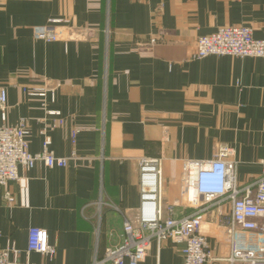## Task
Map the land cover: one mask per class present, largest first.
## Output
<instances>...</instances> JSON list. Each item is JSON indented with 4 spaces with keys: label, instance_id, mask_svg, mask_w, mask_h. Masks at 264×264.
<instances>
[{
    "label": "crops",
    "instance_id": "crops-1",
    "mask_svg": "<svg viewBox=\"0 0 264 264\" xmlns=\"http://www.w3.org/2000/svg\"><path fill=\"white\" fill-rule=\"evenodd\" d=\"M50 20L61 39L36 38ZM228 25L264 39V0H0V124L26 118L30 152L41 150L44 128L49 149L67 158L61 168H19L20 179L0 187V248L12 243L32 264H92L135 216L143 156L160 159L162 202L176 203L175 216L190 212L179 205L183 161L209 159L219 145L233 151L237 185L254 184L264 159V57H190L198 36ZM56 82L53 102L26 93ZM229 212L224 200L202 219L216 256L228 254L220 218ZM30 227L46 230L52 257L26 254ZM180 247L153 244L138 264H183Z\"/></svg>",
    "mask_w": 264,
    "mask_h": 264
},
{
    "label": "built area",
    "instance_id": "built-area-1",
    "mask_svg": "<svg viewBox=\"0 0 264 264\" xmlns=\"http://www.w3.org/2000/svg\"><path fill=\"white\" fill-rule=\"evenodd\" d=\"M57 20L34 30L36 38L45 42L58 41L54 29ZM208 56L264 57V39L255 38L245 25L223 26L214 32L198 36L190 57L202 59ZM59 83L34 86L27 90L29 96L55 99ZM6 90L0 86V119L5 120ZM48 115H58L46 110ZM41 150L32 153L28 149V121L19 118L13 125L0 124V187L9 181L20 179L19 168L31 169L37 162L47 167H64L67 158L56 156L50 149V138L44 128ZM77 131L72 134L74 138ZM261 175L252 185H237L236 163L233 151L219 145L209 159H186L180 175L181 207L190 210L181 216L174 215L175 204L162 202L160 159L143 156L138 160L139 204L133 219L124 218L122 241L105 248L92 264H138L153 244L159 248L162 242L181 245L183 264H207L227 261L230 264H264V159L259 161ZM8 202L13 198L6 192ZM230 202V212L221 216L228 244L226 256L213 254L208 238L201 232L205 210ZM26 254L35 252L52 257L54 247L48 241L46 230L30 227L27 231ZM18 250L12 243L0 248V264H32L18 259Z\"/></svg>",
    "mask_w": 264,
    "mask_h": 264
},
{
    "label": "rangeland",
    "instance_id": "rangeland-1",
    "mask_svg": "<svg viewBox=\"0 0 264 264\" xmlns=\"http://www.w3.org/2000/svg\"><path fill=\"white\" fill-rule=\"evenodd\" d=\"M245 26H248L251 30H252V34H253V29H252V27L251 26H249V25H245ZM226 146V145H225ZM230 148V147H229ZM152 158H154V157H152Z\"/></svg>",
    "mask_w": 264,
    "mask_h": 264
}]
</instances>
